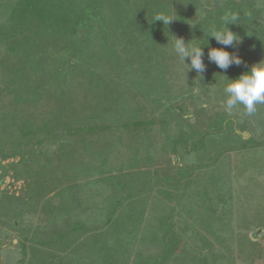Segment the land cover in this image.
Masks as SVG:
<instances>
[{
  "label": "trees",
  "instance_id": "trees-1",
  "mask_svg": "<svg viewBox=\"0 0 264 264\" xmlns=\"http://www.w3.org/2000/svg\"><path fill=\"white\" fill-rule=\"evenodd\" d=\"M226 12L239 14L229 28L241 42L227 50L243 63L223 71L207 60L208 47L221 45L205 34L221 27ZM263 12L264 0H0V181L11 170L13 178L26 182L22 195L2 191L0 230H17L20 249L28 254L36 236L26 222L39 208L44 221L47 210L41 202L64 186L55 172L66 170L73 180L66 210L88 211L90 217L83 215L65 234L54 236L46 264L254 263L262 253L247 231L255 223L244 226L248 221L237 215L235 228L210 227L212 213L223 204L216 200L228 197L225 182H211L212 193L207 191L211 183L202 188L213 209L207 225L197 219L200 205L192 206L194 218L185 213L202 177L193 173L203 174V166L228 165L226 155L233 151L244 153L246 160L250 154L245 151L256 146L263 149L251 158H258L263 170L264 105L251 116L243 114L242 106L232 114L223 107L227 78L264 59ZM159 13L174 20L164 25L154 20ZM172 35L186 43L208 42L202 45L206 70L201 75L188 71L174 53ZM189 97L197 106L194 115L207 116V129L175 104ZM226 121L227 130H240L239 142L216 152L211 162L169 160L165 169H153L182 147L185 155L202 149L213 140L210 136L224 131ZM217 167L213 177L229 174ZM98 175L104 176L99 186L105 193L82 196L74 189L89 181L83 178ZM226 189L232 197V187ZM86 221L95 228L88 231ZM240 235L245 244L235 239ZM26 257L27 264L40 260Z\"/></svg>",
  "mask_w": 264,
  "mask_h": 264
},
{
  "label": "rangeland",
  "instance_id": "rangeland-1",
  "mask_svg": "<svg viewBox=\"0 0 264 264\" xmlns=\"http://www.w3.org/2000/svg\"><path fill=\"white\" fill-rule=\"evenodd\" d=\"M263 15H264V12H263ZM175 104L177 106L182 105L184 108L185 114L190 116V118L193 121L198 120L196 122L199 123L198 126L200 128L207 129V124H208L207 116H205L204 113H199V112L197 115H194L195 113L193 112V110L195 108L197 110V106L191 97H189L188 99H184L183 102L178 101V103L176 102ZM254 124L259 126V124L261 123L260 122L255 123V121H251L250 125H254ZM226 125H227V121L224 123V131L218 132L217 134L210 136L209 139L212 138L213 140L210 142L208 140L206 145L202 147V149L197 148L194 151H190L189 153L185 155L183 152L184 147H182V150H181L182 152L180 153L184 158L183 157H180L182 159L179 158V156H181L180 153H178L179 156L177 154H171L170 156H166V158L161 160L162 162H159L155 167H153V169H157V168L165 169L169 160H171L174 164H178V165H184L183 162H187L189 164H197V165L202 166L204 164H207L208 162H211L212 161L211 159L212 157H214V154L216 152L221 151L224 147H226L229 144L236 145L237 142H239L236 136V132L239 129L234 128L235 129L234 131V130H231L230 128L229 130H227L228 127ZM230 125L237 127V125H234V124L233 125L230 124ZM239 128H243L242 123L239 125ZM260 128L263 129L264 125H262V127L260 126ZM247 133L248 135L244 136L245 138H248L251 135L249 132ZM257 136L258 135L256 134L255 139L259 140L260 136L259 138ZM187 144L188 142L184 144V146ZM180 145L183 146V143L181 142ZM5 148L8 150L9 145L8 146L6 145ZM248 149H249L248 151L244 150L246 153L250 154L249 156L246 155L247 156L246 160H244V157L242 156L244 155V153L240 154V152L233 151V152H230L228 155H226L228 165L222 164L223 162L221 161L220 162L221 164L217 163L216 165H213V166L211 164H208L205 167L203 166V174H202V170L201 172L194 171L193 173L194 176L201 175L202 177H200L199 180L196 178L197 180H196L195 189H197V192L195 193L194 196H192V198L190 197L191 199L188 201L189 204L187 208L189 211L185 213V218L188 216H193L194 218L195 213L193 210H191L192 206L193 204L196 206L200 205L202 209H199L201 211L198 212L197 219L198 220L201 219V221H205L207 225L208 218H209L208 215L213 212V209L209 207L212 205H209L210 204L209 198H207L205 195V189H206L205 187L208 186L205 183L209 182L210 184L211 182H213L219 186L220 184L225 182V185L222 189H225L228 192V197L225 199V201L219 202V200H216V205L221 204V203L223 204L220 205V208L218 206L216 207L215 205L216 207L215 209L218 211L215 213L214 212L212 213V216L214 217V219H212L210 227L228 225V226L235 228V226H237V223L240 221L237 215H240V217H245L246 220L248 221V223H243L244 226L250 227V225H254L255 223L256 224L255 228L249 229L247 232L250 234L251 236L250 238L252 240L257 241L258 243L257 245L260 246L259 252L262 253L261 255L256 257L254 263L264 264V183H263L264 182V164L262 165L263 166V170H262L261 168L257 166V162L259 161V159L257 158V160L252 161L253 158H251L255 154L259 155L263 148L256 147V146H250ZM31 157L35 159L38 158L37 155H31ZM18 159H19L18 157L15 158L16 161ZM13 160H14L13 158H10L4 161V164H7L8 162L13 161ZM9 166L10 165H8V168ZM217 166L223 167L221 171L229 170L228 171L229 174L228 175L227 173L215 174L216 176L213 177L214 174L212 173H217L216 169L219 168ZM13 173L14 172L10 170L9 176L7 175L3 182L0 181V195L2 194V191L6 190L7 188L9 189L8 190L9 193H17L20 195L23 194V191L26 188V182L24 180H17L13 178L12 177ZM55 175L57 179H60L61 182L64 181L65 183H61V182L59 183V185H64V186L60 187L59 190H56V192L53 194L52 197L48 196V198L51 197L49 200L48 199L46 201L41 200L42 202L40 206L44 207L45 211L47 210L46 212H44L45 215L41 213V216L42 215L44 216V221L38 218L40 216L38 213L41 212L39 208V211H37L36 213L32 214L29 217L33 220L26 222V225H27L26 229H28V231L31 234L35 233V236H36L35 238L36 242L34 243L33 246L29 248V251L34 257L33 259H36V257L40 258V260H38L40 262L37 261L35 264H46L47 261L48 262L50 261L51 254L49 253V250L52 249L51 240L54 238L55 235L65 234L67 227H71L72 224L76 223L79 219H81L83 215L87 214V217L88 218L90 217V214H88V211H86L85 214H81V215H79L80 213H76V210L73 211L74 214L68 213V211L66 210V207L68 205V196L70 195V191H72V190H69L70 189L69 185L73 184L72 177L70 178L69 172L66 170L55 172ZM260 175H263V176L261 177ZM102 176L103 175H98L96 178L87 176L85 179L83 178L82 181L83 180H89V181L78 182L74 189L80 191L82 193V196L87 195L89 193H92L93 195L95 191L105 193V191L101 189L99 186L101 185L100 182L102 181ZM66 180H70V181L66 182ZM139 182H141V179H139ZM228 187L230 188L232 187L231 189L232 194H233L232 197L229 196L231 195L230 191L226 189ZM202 188H205V189H202ZM207 189H208L207 191H210V192L213 191L212 183ZM52 203L54 205L57 204V206H59L60 209L56 210L55 207L51 205ZM195 211L197 212L198 210H195ZM204 214H206V216ZM67 215H70V216H67ZM182 217L183 216H181V219ZM256 222H259V223H256ZM85 223L88 226L87 228L88 231L95 228L94 223L90 221H86ZM185 224L187 226H190L189 224H187V222H185ZM243 225L240 224L239 226L241 227ZM6 230L7 231H5V229L0 230V237L2 234H5V239L4 240L2 239L0 241V264H27L29 259H27L26 255L31 256V254L30 252L28 254H25V252L21 251L19 243H18V241H21V237L18 235V231L12 229L10 230L11 234H9L7 228ZM81 233L82 231H79V233L77 234L80 235ZM204 233L207 234L205 231ZM255 233H257V236H255ZM194 239L197 240V238H194ZM235 239L239 240L240 243L245 244L246 239L243 236L240 235L239 238H235ZM43 250L46 252H43ZM234 254H236L235 256H237L239 254V250L237 249V251L233 252L232 256ZM254 254L255 253H252L251 256ZM254 263H246V264H254Z\"/></svg>",
  "mask_w": 264,
  "mask_h": 264
},
{
  "label": "clouds",
  "instance_id": "clouds-1",
  "mask_svg": "<svg viewBox=\"0 0 264 264\" xmlns=\"http://www.w3.org/2000/svg\"><path fill=\"white\" fill-rule=\"evenodd\" d=\"M154 20L163 21L164 25H168L174 19H168L165 14L159 13L155 15ZM221 20V27L214 28L205 34L214 38L216 43L221 45V47H208L207 60L215 64L217 68L226 71L233 65L240 66L243 63L237 53H230L227 50L241 42V37L229 28L230 24H237L239 14L226 12ZM172 36L174 53L188 66V71L193 70L198 76L201 75L206 70L205 52L202 45H208V42L207 44H194L192 39L186 43L182 37ZM186 60L189 62L186 63ZM223 91L225 93L223 107L226 113L232 114L234 109L242 106L244 115H253L259 105H264V59L252 64L247 71L238 77L227 78Z\"/></svg>",
  "mask_w": 264,
  "mask_h": 264
},
{
  "label": "water",
  "instance_id": "water-1",
  "mask_svg": "<svg viewBox=\"0 0 264 264\" xmlns=\"http://www.w3.org/2000/svg\"><path fill=\"white\" fill-rule=\"evenodd\" d=\"M237 132H240V131L237 130ZM243 135L246 136V135H248V133L247 132H243ZM255 236H257V233H255Z\"/></svg>",
  "mask_w": 264,
  "mask_h": 264
}]
</instances>
